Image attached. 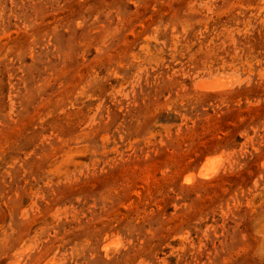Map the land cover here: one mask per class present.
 <instances>
[{
	"label": "rangeland",
	"instance_id": "obj_1",
	"mask_svg": "<svg viewBox=\"0 0 264 264\" xmlns=\"http://www.w3.org/2000/svg\"><path fill=\"white\" fill-rule=\"evenodd\" d=\"M0 264H264V0H0Z\"/></svg>",
	"mask_w": 264,
	"mask_h": 264
},
{
	"label": "bare ground",
	"instance_id": "obj_2",
	"mask_svg": "<svg viewBox=\"0 0 264 264\" xmlns=\"http://www.w3.org/2000/svg\"><path fill=\"white\" fill-rule=\"evenodd\" d=\"M215 83V82H214ZM214 85V84H213ZM202 87H206V88H213V87H220V84L219 85H216V83H215V85L214 86H211L208 82H204V85L202 86ZM201 169V168H200ZM203 170V169H202ZM206 171V170H205ZM204 171V173H206ZM208 171L210 172V170L209 169H207V175L209 174L208 173ZM200 174V173H199ZM205 175V174H204Z\"/></svg>",
	"mask_w": 264,
	"mask_h": 264
}]
</instances>
